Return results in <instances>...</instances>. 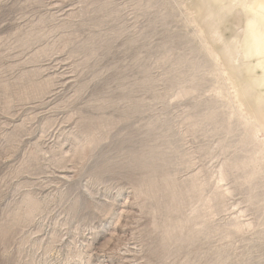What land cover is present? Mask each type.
Wrapping results in <instances>:
<instances>
[{
  "label": "rangeland",
  "instance_id": "rangeland-1",
  "mask_svg": "<svg viewBox=\"0 0 264 264\" xmlns=\"http://www.w3.org/2000/svg\"><path fill=\"white\" fill-rule=\"evenodd\" d=\"M198 3L0 0V264H264V105Z\"/></svg>",
  "mask_w": 264,
  "mask_h": 264
},
{
  "label": "bare ground",
  "instance_id": "bare-ground-1",
  "mask_svg": "<svg viewBox=\"0 0 264 264\" xmlns=\"http://www.w3.org/2000/svg\"><path fill=\"white\" fill-rule=\"evenodd\" d=\"M198 6L226 62L244 78V94L252 95L249 100L256 98L257 108L263 107L264 95L258 96L256 90L264 85V0H199ZM252 56L257 57L256 64ZM257 67L262 69L261 77Z\"/></svg>",
  "mask_w": 264,
  "mask_h": 264
}]
</instances>
